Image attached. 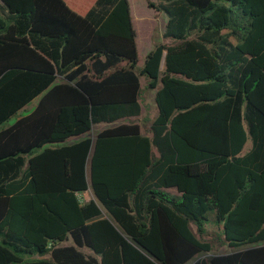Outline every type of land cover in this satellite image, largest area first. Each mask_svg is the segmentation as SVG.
Segmentation results:
<instances>
[{
  "label": "trees",
  "instance_id": "trees-1",
  "mask_svg": "<svg viewBox=\"0 0 264 264\" xmlns=\"http://www.w3.org/2000/svg\"><path fill=\"white\" fill-rule=\"evenodd\" d=\"M146 5L0 0V264H264V0Z\"/></svg>",
  "mask_w": 264,
  "mask_h": 264
},
{
  "label": "rangeland",
  "instance_id": "rangeland-1",
  "mask_svg": "<svg viewBox=\"0 0 264 264\" xmlns=\"http://www.w3.org/2000/svg\"><path fill=\"white\" fill-rule=\"evenodd\" d=\"M129 5H130V10H131V18L133 16L134 20L133 22V26L134 24L136 25V27H134L135 32L137 33V35L139 36V28H138V23H147L148 25H150V22L152 23V28H150L148 31V36H144L142 37V41L138 43L137 48H138V61H137V68H142L143 64H144V60L145 57L147 56L148 52L152 49V45L154 43H158V42H164L165 40L162 38V33L165 29V25L167 23V16L165 15V13L163 11H158L155 12L154 14H151V9L148 10L149 8L147 7L146 3H152L155 6L158 5V0H128ZM88 4H90V1L88 2ZM1 15V13H0ZM153 16V18H152ZM143 27V26H142ZM140 82H141V94H140V104L142 107L141 110V114L139 115V117L132 119L130 122H135L138 123L142 126V129L144 132H147L148 127L151 123V121L153 120V118L156 115V108L153 102V94L154 91L153 90H149L146 88L147 85V79L143 76H140ZM38 99H34L32 102H30L27 106H25V108H23L17 115V117L19 116H25L28 113H30L32 111V109L35 107L36 103H37ZM16 119L13 118L10 123H12L14 120ZM108 127L107 125H97L94 126L90 133L89 136L90 137H94V135L104 129ZM73 141L72 139L68 140V143ZM92 193L90 190H88L87 192H85L84 196H80L81 199H88V198H92ZM103 215L107 217V214L105 212H103ZM194 231H196V228L193 226L192 227ZM214 230L211 226H209L207 228V230L205 231V234L203 235V238L209 241L213 240L214 245V251L215 252H225L226 248L225 247H221L218 246L215 240V235H214ZM203 257V256H202ZM191 264V263H189Z\"/></svg>",
  "mask_w": 264,
  "mask_h": 264
},
{
  "label": "crops",
  "instance_id": "crops-1",
  "mask_svg": "<svg viewBox=\"0 0 264 264\" xmlns=\"http://www.w3.org/2000/svg\"><path fill=\"white\" fill-rule=\"evenodd\" d=\"M148 10H150V9H148ZM151 14H154L153 13V11L151 10ZM130 13H131V10H130ZM152 18H153V16H152ZM131 19H133V16H132V18ZM134 20H132V24L133 23H135V22H133ZM133 27H136V25L134 24V26ZM138 28H139V26H138ZM150 28H152V23L150 22V25H148V28H147V30H149ZM139 36L137 35V33H136V45H138V43L139 42H141L143 39H142V37H144V36H148V31L146 32V35H143L142 34V32L140 31V28H139ZM172 193H175V191L174 190H170ZM84 194L85 193H83V194H81L80 196H84ZM90 199H92V198H88V199H83V200H81L82 201V203L83 202H87V201H89Z\"/></svg>",
  "mask_w": 264,
  "mask_h": 264
},
{
  "label": "built area",
  "instance_id": "built-area-1",
  "mask_svg": "<svg viewBox=\"0 0 264 264\" xmlns=\"http://www.w3.org/2000/svg\"><path fill=\"white\" fill-rule=\"evenodd\" d=\"M79 199H80V201L83 200V199L80 198V196H79ZM81 202H82V201H81Z\"/></svg>",
  "mask_w": 264,
  "mask_h": 264
}]
</instances>
